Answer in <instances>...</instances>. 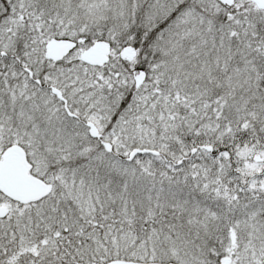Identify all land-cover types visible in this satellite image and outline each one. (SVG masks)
<instances>
[{
  "label": "snow or ice",
  "instance_id": "1",
  "mask_svg": "<svg viewBox=\"0 0 264 264\" xmlns=\"http://www.w3.org/2000/svg\"><path fill=\"white\" fill-rule=\"evenodd\" d=\"M0 264H264V0H0Z\"/></svg>",
  "mask_w": 264,
  "mask_h": 264
}]
</instances>
